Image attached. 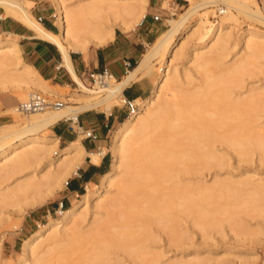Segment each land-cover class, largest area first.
Masks as SVG:
<instances>
[{"label": "bare ground", "instance_id": "obj_1", "mask_svg": "<svg viewBox=\"0 0 264 264\" xmlns=\"http://www.w3.org/2000/svg\"><path fill=\"white\" fill-rule=\"evenodd\" d=\"M151 1L83 0L69 4L68 0H53L59 33L52 34L31 17L33 3L29 0H0V7L5 9L3 18L10 11L15 12L37 37L59 48L63 65L78 84L77 98L57 96L55 87L24 61L19 38H2L0 34V91L22 89L78 102L74 103L76 106L69 102L59 108L50 107L19 126L5 122L6 113L23 114L19 107L9 108L0 115V179L35 168L29 179L17 184V191L21 193L38 184L47 185L49 193H53L67 183L66 177L75 172L85 157L99 163L106 153L105 149L100 154L86 153L81 139L60 149L58 139L43 135L42 131L60 120L76 118L86 110L101 107L109 113L115 104L123 102L124 87L151 76L155 69L159 71L152 94L147 99L136 100L139 109L115 131L111 144L112 167L102 177L101 186L94 190L88 188L80 200L59 210L58 218L50 215L48 222L24 242L18 264H51L54 259L55 264H122L118 257L115 263L107 259L113 248L137 264H158L155 258L138 260L139 250L144 249L140 241L146 235V228L132 226L131 219L154 218L160 222L170 219V210L178 209L193 214V224L207 233L215 225L207 222L203 209L215 192L229 191L236 201L242 196L264 198V177L257 183L253 176L232 182L215 176L211 185L204 180L205 172L211 175L212 169L222 170L229 165L228 156L224 152L218 154L217 143L231 150L239 164L248 160L251 150H258L259 163L264 162V135L238 126L249 120L246 108H251L250 117L257 111L253 105L257 97L264 96V89L253 88L249 100L237 98L235 103L224 94V85L254 65L252 57L264 56V32L247 29L240 37L242 47L232 58L233 64L226 66L222 62L229 55L231 21L240 15L264 26V12L257 0H187L189 7L177 18L172 14L167 19L169 28L148 44L139 64L121 80L112 78L90 87L75 73L71 51L106 46L115 39L116 29L125 33L132 31L143 19ZM214 10L224 13L219 21L211 23L210 12ZM193 17L197 20L190 23ZM190 36L197 37L198 43L189 49L179 67L175 61L184 55L185 41ZM191 71L200 77L199 83H194ZM189 85L191 89L187 88ZM211 106L214 108L210 109ZM221 129L223 133L218 132ZM185 139L188 141L184 142ZM157 180L171 182L169 186H159L166 192L152 196L140 188L145 182ZM115 187L117 194L112 197ZM243 187L249 188L244 191ZM122 207L120 215L114 216L112 211ZM90 212H93L91 229L82 233L80 225L87 221ZM171 232L175 234V229ZM181 239L173 237L175 243ZM87 240L93 247L88 250V260H84L83 244ZM45 244L48 248L43 250ZM76 254H80V260L72 263ZM172 264H206V259L196 256Z\"/></svg>", "mask_w": 264, "mask_h": 264}, {"label": "rangeland", "instance_id": "obj_2", "mask_svg": "<svg viewBox=\"0 0 264 264\" xmlns=\"http://www.w3.org/2000/svg\"><path fill=\"white\" fill-rule=\"evenodd\" d=\"M33 1H35V4L31 5V9L32 14L36 19L37 16L39 14H43V12L56 16V8L53 0ZM76 1L80 2L83 0H68V3L74 4L77 3ZM257 2L264 12V0H257ZM38 4L39 7H37ZM150 7H152L153 9L151 10ZM188 7L189 2L187 0H152L151 4L148 5L147 11L141 22L144 19L146 21L153 22L151 18L152 15H161L162 20L156 22L154 25H151L152 28L160 29V34L161 32L169 28L167 19L171 18L172 14H174V17L177 18L178 15L180 13H183L184 10ZM210 13L211 23H216L220 20L221 15H219V13H217L215 10L213 13L218 16L213 17V13ZM54 20L57 23V17H55ZM196 20L197 17H193L190 20V23H195ZM141 22L139 23V25L141 24ZM136 27H134V29ZM249 28L255 29L259 32H264L263 25L252 22L244 16L238 15L236 21H231V27L228 35L229 55L222 61L226 64V66H230L233 64L232 58H234L236 53H238V51H240L242 47L241 45H239L240 37ZM116 32L117 34L122 33L118 29H116ZM1 37L6 38L8 36L1 35ZM197 43L198 38L192 36H190L185 41L184 55L175 61L179 67L183 65V61L186 59L189 49L197 45ZM147 49L148 44L144 48L143 54ZM251 60L254 62V65L249 66L246 71L236 75V77L231 82H228L226 85H224L225 96L228 99H234V103L235 101H238L236 100L237 98L239 100L242 99L241 101L249 100L252 96L250 90L253 88L264 89V56L262 58L252 57ZM157 70L158 69H155L153 74L146 78H150L155 83L159 73V71ZM191 72L193 73L192 76L194 79V83H199L200 77L193 71ZM52 86L55 87L54 89L56 95L59 97H62L64 99H67L69 97L77 98L75 96L76 90H69L65 87L62 88L57 85ZM187 88L191 89L192 86L189 85L187 86ZM1 93L17 96L19 98L18 104L28 101L31 94H33L31 93V91L14 88L7 91H0V94ZM211 93L216 94V91H213ZM37 94H41L51 101H61L63 102V104L68 105L71 103V106H76L74 105V103L78 104L77 101L70 102L69 100L65 101L64 99L51 97L42 93ZM224 102L222 103L226 105L228 104ZM119 103L115 104L113 107H121L126 112L127 109L124 106L123 102L120 101ZM18 104H16L15 106H18ZM254 104L255 105L253 106L257 111L253 113L252 117H250L251 114H249L248 111L251 110V108H246L245 111L248 113L247 117L249 118V120L245 123H241V125L238 124V126L248 128L252 133L257 132L260 135H264V96L257 97V100L255 99ZM212 107L213 106H211L210 109H212ZM50 109L54 108L52 107ZM102 109L103 108L99 107L90 110L104 111V109ZM2 112L3 111H0V115L4 114ZM36 114L37 113H31L25 115L21 114V112H18L14 114V117L13 114L6 113L5 116L7 120L5 122H8L13 126H19L32 119L34 116H36ZM128 116L129 115L127 114V117ZM116 128L113 130L109 139L108 148L112 154V158L114 154L111 150V144ZM222 131V129L218 130L219 133H223ZM41 134L51 137L53 136L49 131H42ZM84 138L85 135L81 133L80 139ZM187 141L188 139L184 140V142ZM60 148L63 147L60 146ZM215 148L219 151V155L224 152L228 156L230 161L228 167L222 170L212 169L210 171L211 175H209L207 172L204 173V180L207 182V185H211L213 183V177L215 176H220L224 179L227 178V180H229L228 182L236 180L242 181L246 176H253L255 183L260 182L259 180L263 179L264 162L259 163L261 154L258 150H251L252 152L249 153L248 160L239 164L231 150L226 149L219 143L215 144ZM104 149L106 152L107 149ZM262 157L264 159V156ZM34 170V167H29L26 168L25 171L22 170L23 172L20 171L21 173L18 172L17 174L12 175V177H9V179H0V239H3L1 246L2 264H18V260L22 253L23 244H25L24 242L34 231L40 229L46 222H48L50 215L54 218H58L59 214L56 212L55 208L61 201H64L65 203L64 195L67 194V186L65 183L63 184V187L61 189H58L53 193H49L48 186L44 184H40V186L39 184L38 186L34 185V188L30 189L26 193L17 191V184L22 181L24 182L26 179H29V176H31L29 174ZM73 174L74 173H71L68 177H66L65 180L69 181ZM200 177L202 176L199 175V178ZM161 185L163 187L169 186L171 185V182L163 183L161 180L153 181L151 183L145 182L140 186V188L142 190L149 191L152 196H158L162 194V192H166V190L159 189V186ZM100 186L101 184H99L98 186L92 185L91 189H98ZM248 188L249 187H243V190L245 191ZM12 189L17 192V196L16 194L14 195L15 192ZM113 190L114 192L111 196L115 197L117 194V188L115 187ZM85 192L86 190H84V192L80 196H73L71 199L73 202L72 204H74L77 200H80L81 196ZM5 196L7 197L5 198ZM142 200H144V198ZM72 204L67 206L65 203V208L70 207ZM122 210L123 207L118 208L117 210H113L112 213H114V216L118 217ZM91 213L93 212H90L87 217V221L83 222L80 225V232L85 233L91 229ZM203 214L206 219L208 218V223L215 225V227L208 230L207 233H203L193 224V214H191L190 212H181L178 209L170 210V219L168 220L164 218L160 222L155 220L154 218H150L149 220L140 218L131 219L132 226L139 227L143 225L146 228V235L145 237H142L140 241V245L144 249L139 250L138 260L147 261L151 258H155L158 264H172L177 260H188L195 258L196 256H200L201 258L206 259V264H264V198L242 196L240 200L236 201L233 193L229 191H218L215 192L210 199H208V204L203 209ZM172 228L173 230L175 229L176 235L171 232L173 231L171 230ZM174 236L182 237L183 239L175 243L173 240ZM92 247L93 246L91 241L87 240L86 242H84V260H88V250H90ZM47 248V244L42 247L43 250H46ZM106 257L111 263H115L118 257L121 260L122 264H137L135 260L127 257V255L122 251L115 250L114 248L111 249L110 253ZM79 260L80 254H76L72 258V263H77L79 262ZM52 262L55 264V259L52 260ZM52 262L51 264H53Z\"/></svg>", "mask_w": 264, "mask_h": 264}, {"label": "crops", "instance_id": "obj_3", "mask_svg": "<svg viewBox=\"0 0 264 264\" xmlns=\"http://www.w3.org/2000/svg\"><path fill=\"white\" fill-rule=\"evenodd\" d=\"M35 4V1L29 0ZM37 4V3H36ZM39 7V4L38 6ZM36 7V8H37ZM152 10L153 8L150 7ZM5 9L0 7V34L18 39L24 61L32 65L44 80L52 85H57L69 90H78V84L73 79L68 68L63 65V57L59 48L52 42L39 38L13 11L4 18L2 14ZM31 17L38 22L42 28L52 34L59 33L55 15L39 14L44 21L39 22L32 14ZM154 22L145 19L133 31L122 32L115 35V39L106 46L90 48L84 52H70L72 67L80 80L89 86L88 74L100 72L108 68L115 80L124 78L130 70L134 69L143 55L147 44H151L158 36L160 29L152 28ZM123 89V96L131 100H143L148 98L154 89V82L150 78H143L131 82ZM19 98L6 93L0 94V111L18 107ZM18 104V106H15ZM128 111L121 107H113L109 113L105 111L86 110L80 112L76 118L63 119L44 131L52 133L51 138L58 139V146L67 147L72 142L80 139L81 133L90 130L98 138L96 140L81 139L86 153L100 154L102 149L107 151L101 156L99 163L92 162L86 157L81 165L75 170L68 181L67 194L64 195L67 206L72 204V197L81 195L84 190L91 189L92 185L98 186L112 167V154L109 150V139L113 130L121 125L127 118ZM116 128V130L119 128ZM73 128V130L71 129ZM47 136V135H46ZM61 149V148H60Z\"/></svg>", "mask_w": 264, "mask_h": 264}, {"label": "built area", "instance_id": "obj_4", "mask_svg": "<svg viewBox=\"0 0 264 264\" xmlns=\"http://www.w3.org/2000/svg\"><path fill=\"white\" fill-rule=\"evenodd\" d=\"M218 13L219 15H221L224 12H221L219 10ZM151 18L154 23L162 20V16L159 14H154L151 16ZM37 20L42 23L44 21V18L42 16H39ZM112 78H115V76L108 68H104L100 72H90L88 74V80H89L88 85L90 87H93L97 82H106ZM123 104L128 111V115L133 114L135 111L139 109V105L136 103V100L127 99L124 97ZM62 106H63V102L61 101H51L48 98L42 96L41 94L34 93L31 94L28 101L21 102L18 107L20 108L23 114H30V113L44 112L50 107L59 108ZM71 129L73 130V128ZM83 134L85 135L86 139L96 140L98 138V136L90 130L84 131ZM68 183L69 182L67 181L66 186H68ZM63 209H65V203L64 201H61L60 203L57 204L55 210L56 212H58L59 210H63Z\"/></svg>", "mask_w": 264, "mask_h": 264}]
</instances>
